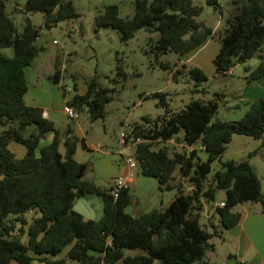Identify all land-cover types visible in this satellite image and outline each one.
<instances>
[{
    "label": "trees",
    "instance_id": "obj_1",
    "mask_svg": "<svg viewBox=\"0 0 264 264\" xmlns=\"http://www.w3.org/2000/svg\"><path fill=\"white\" fill-rule=\"evenodd\" d=\"M132 2L131 18L122 17L118 5L112 3L95 16L96 26L115 28L123 38L134 36L141 27L156 32V38L149 37V51L156 58L169 52L186 55L213 35L212 28L198 19L202 7L192 0ZM206 2L222 13L218 0ZM229 3L226 26L219 33V50L212 60L216 73L227 74L237 63L260 54L262 58L256 66L246 65L244 69L248 81L264 77V0ZM21 10L25 14L41 11L47 28L78 16L72 0H25ZM40 31L41 27L28 16L18 30L6 11V0H0V264H9L12 259L20 264H35V260L44 264L203 262L207 251L213 249L210 239L217 231L207 230L199 221L202 197L208 202L215 198L217 189L225 190L224 206L216 210L222 229L239 223L241 213L233 211L237 204L260 202L264 213L261 182L249 159L220 158L234 133L261 139L264 145V96L251 101L239 119L213 121L218 111L215 98L193 99L179 112H173L164 93L143 94V98L160 97L166 106L165 114L143 116V121L126 133V141H131L132 136L142 138L133 148L142 173L156 178L160 190L176 187L177 193L166 206L133 215L125 210L133 201L130 187L115 198L111 191L85 179L92 167L88 161L74 157L78 141L74 130L68 127L61 136L55 122L43 115V108L25 103V67L44 49L36 43ZM5 48H12V54L5 53ZM161 66L167 68L168 63L161 62ZM60 74L57 59L52 80L58 82ZM189 74L196 82L195 90L206 92L198 87L207 79L205 72L192 66ZM66 101L77 112L86 108L92 120L104 118L109 89L100 87L92 77L83 93H75ZM47 132H52V139L41 145ZM181 132L182 137L177 135ZM171 137L186 145L202 144L206 158L195 151L187 154L183 146L175 150L176 146L166 142ZM11 142L24 145L26 153L16 156L9 147ZM61 142L63 154L59 151ZM82 145L86 146L83 139ZM155 145L160 146L154 148ZM215 160L217 168L212 167ZM176 170L183 181L193 185L192 190L175 182ZM86 193L102 196L103 212L97 219L85 218L73 208L75 199ZM28 211L33 213L30 221L25 216ZM37 211L38 215H34ZM24 234L26 241L22 240ZM68 245L65 256L51 257ZM126 249L135 252L127 254ZM29 250L40 256H31ZM236 264L253 263L238 260Z\"/></svg>",
    "mask_w": 264,
    "mask_h": 264
},
{
    "label": "rangeland",
    "instance_id": "obj_2",
    "mask_svg": "<svg viewBox=\"0 0 264 264\" xmlns=\"http://www.w3.org/2000/svg\"><path fill=\"white\" fill-rule=\"evenodd\" d=\"M72 1L78 16L74 19L60 21L50 28L44 26V16L41 11L25 14L21 10L25 0H6V11L14 20L18 30L23 28L27 16L35 26L41 27L36 43L43 46L44 49L30 65L25 67L28 87L30 91L33 88H39L49 93L50 99L47 101V107L60 131H65V126L68 125L74 132H77L79 139L82 136L86 137L91 150H93L88 162L95 171H102L104 167H107L106 164L111 167L123 164L124 158L120 152L119 142L121 131L130 132L135 123L143 121V116L155 118L165 114L166 106L160 97L143 98V94L156 91L164 93L165 101L173 112H179L186 103L193 99L215 98L218 102V111L213 116V121L237 119L239 111L235 109V103L240 102L241 95L236 90V85L247 74L244 67L246 65L256 66L261 60L260 55H255L246 62L237 63L231 68L230 75L213 72L198 86L205 88L206 92L196 91V82L189 74V69L194 66L193 63L188 62L187 65H182L180 57L173 52L162 54L156 58L149 51L151 43L149 37L156 38V32H150L141 27L134 36L123 38L115 28L96 26L95 16L106 5L112 3L118 5L119 14L122 17L131 18L133 0ZM192 2L202 7L198 19L216 27L215 33H218L219 37V33L226 26V17L231 9L229 0H218L222 13L207 4L206 0H192ZM3 50L9 55L12 54V48ZM204 53L203 50L200 55L205 58ZM52 56H56L60 61L63 74L60 85H57L51 78L53 69L51 70L52 66L49 62ZM161 62H167L168 67H162ZM210 64L213 65L212 59H210ZM92 77H95L100 87L109 89L110 101L105 106L104 118L92 120L86 108L78 112V118H70L64 112L66 100L75 93L84 92L86 83ZM65 87L72 88V92L65 93L63 91ZM177 135L182 137V132ZM50 140L51 138L43 137L40 144H46ZM22 146L25 148L24 145ZM159 146L155 145L154 148ZM94 147H98L99 150ZM181 149L182 147H175V150ZM132 152V147L125 150L126 154ZM249 154L251 155L249 156ZM220 158L221 160L248 158L259 176L261 191L264 194V145L261 146L260 139L234 133ZM202 159H204L203 156ZM217 165L218 160H215L212 167L215 168ZM145 180L147 181L143 184L138 182L133 185L131 195L134 203L132 202L125 208L126 211H133L135 215L160 207L162 200L165 202L177 193L176 187L159 190L157 180L153 181L151 177H147ZM175 182L183 183L185 189L189 185L187 180H182L178 170L175 171ZM224 198L225 190L219 188L216 190L215 198L209 200L208 203L211 205ZM257 206L260 207L262 204L260 202H243L235 205L233 210ZM215 213L218 216L216 211L209 217L200 215V223L209 231L215 227ZM36 214L38 215V211L34 213V215ZM212 214L214 217L211 216ZM25 216L30 221L33 213L30 214L28 211ZM95 217L97 216L95 215ZM20 226L21 224L18 223L17 227ZM24 227L26 229L27 224ZM26 239L27 235L24 234L22 240L26 241ZM125 252L132 254L134 250L126 249ZM207 252L205 261H195L192 264H204L207 261V263L210 261L209 264H225V247L221 242H217L216 250ZM156 262L154 264H157ZM118 264L123 263L119 262Z\"/></svg>",
    "mask_w": 264,
    "mask_h": 264
},
{
    "label": "crops",
    "instance_id": "obj_3",
    "mask_svg": "<svg viewBox=\"0 0 264 264\" xmlns=\"http://www.w3.org/2000/svg\"><path fill=\"white\" fill-rule=\"evenodd\" d=\"M206 25L212 28L213 30L212 36L208 37L202 45L190 51L186 55L179 56L178 54L176 53L175 54L178 57H180V63H182V65H187L188 62H191L193 63L194 66L201 68L208 77L213 72L214 73L216 72L214 64L213 65L210 64V59L213 60L214 56L219 50V41H218L219 37L217 35L218 33H215L216 27H213L208 24ZM203 50L205 52L204 53L205 58L204 56L200 55V53ZM259 57L260 59L262 58L261 55ZM56 60H57V57L52 56L49 62L52 66L51 70L53 69V72H54V66H55ZM249 66H251L252 68L254 67L252 65H249ZM230 71L227 74L230 75ZM62 75L63 74L61 71V74L59 76V81L56 82L57 85L61 84L60 82L62 79ZM37 77H38V74H37ZM27 84H28V80H27ZM236 86H237L236 90H238L240 92L239 95H241V99H239L240 102L235 103V109L239 111L237 115L238 117L236 118L239 119L240 116H242L245 113L251 101H253L254 99L258 97L264 96V77H260V78L248 81L246 78V74H245V76H243V80L239 82V84ZM63 91L65 93H70V92H66L65 89ZM49 97L50 95L48 92H45L39 88H33V90L30 91L28 87L27 91L24 94V101L28 105H35V106H39L43 108V115L52 119L51 113L49 112L48 107H47V101L50 99ZM68 127H69L68 125L65 126V129H64L65 131H60V128L57 127L60 131L61 136H64L66 134ZM73 134L78 137L77 132H74ZM52 136H53L52 132H47L45 134L46 138L52 139ZM82 139L84 140V143L86 144L85 147L82 145ZM12 145H13V148H11ZM9 147L14 151V153L18 157H22L26 153V148H23L22 144L20 143L11 142L9 143ZM94 148L96 150H99L98 147L97 148L94 147ZM132 148H134V146ZM59 151L62 154L65 151L63 142H61L59 145ZM92 153H93V150H91V146L89 145L86 137L82 136L80 139L78 137V141H77L76 149L74 153L75 159L78 161H82V162L88 161ZM206 155L207 154L205 152L200 153L201 158L203 156L205 159ZM106 166L107 167H104L102 171L100 170L95 171L93 168H90L85 174L84 178L93 181L95 185L99 187L100 189L110 192L114 177L119 174H125L128 171V167L125 164V161L123 162V164H120L114 167H111L107 164ZM217 167L218 165L215 168ZM147 177H151V176L144 175L142 173L140 165H138L134 169L132 182L130 184V193L135 183L139 182L143 184L147 181L145 180ZM151 178L153 179V181L157 180L154 177H151ZM173 198L174 197H171L165 202L162 200L161 206L158 208H162L166 206ZM73 208L79 211L85 218L97 219L102 215V212H103L102 196L96 193L83 194L75 199ZM237 211L241 213V219L237 225L230 227L228 229H222L220 227L219 222H218V216L215 213L216 222H215L214 228L217 231V235L213 236L210 239V242L213 244L212 250H216L217 242H221V244L225 247V256H226L225 264H236L238 260L249 261L253 264H264V213L262 212V206L260 207L257 206L254 208L243 207L242 210H237ZM127 212L135 215L133 211H127ZM30 214H32V212H30ZM95 215L97 217H95ZM211 216L214 217L213 214ZM69 248H70V245L65 247V249H63L57 255H54L51 257L61 258L65 256ZM28 252L33 257L40 256L39 254L33 252L32 250H29ZM207 254L208 252L206 253L203 261L206 260ZM34 263L44 264L43 262H39L37 260H35ZM156 263L160 264L159 262H156ZM9 264H20V263L17 260L12 259L10 260Z\"/></svg>",
    "mask_w": 264,
    "mask_h": 264
},
{
    "label": "built area",
    "instance_id": "obj_4",
    "mask_svg": "<svg viewBox=\"0 0 264 264\" xmlns=\"http://www.w3.org/2000/svg\"><path fill=\"white\" fill-rule=\"evenodd\" d=\"M66 92H71L72 88L65 87L64 88ZM64 112L72 119L78 118V112L66 101V105L64 106ZM131 141H126V132L121 131L119 136V142L121 145L120 152L123 154V160L125 161V164L128 167V171L125 174H119L114 177L111 192L113 196L116 198L120 191H122L125 188L130 187V184L132 182L134 169L139 165L134 153L126 154L125 150L128 147L135 146L138 142L142 140L140 137H131ZM170 145H174L176 147H184L186 149L187 154L195 151L197 155L200 156L201 152H204V146L200 143L186 145L180 140H176L175 137H171L166 141ZM193 185L189 184L186 187V190H192ZM203 202V209L200 211V215L209 217L211 213H214L217 208L224 206L223 200L219 202H213L211 205L207 201L204 200V198H201Z\"/></svg>",
    "mask_w": 264,
    "mask_h": 264
},
{
    "label": "water",
    "instance_id": "obj_5",
    "mask_svg": "<svg viewBox=\"0 0 264 264\" xmlns=\"http://www.w3.org/2000/svg\"><path fill=\"white\" fill-rule=\"evenodd\" d=\"M70 264H78V261H72V262H70Z\"/></svg>",
    "mask_w": 264,
    "mask_h": 264
}]
</instances>
